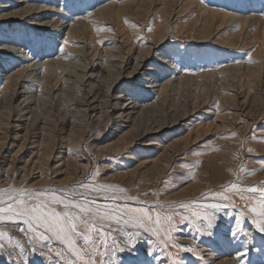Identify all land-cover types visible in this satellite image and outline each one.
Wrapping results in <instances>:
<instances>
[{
    "label": "rangeland",
    "instance_id": "obj_1",
    "mask_svg": "<svg viewBox=\"0 0 264 264\" xmlns=\"http://www.w3.org/2000/svg\"><path fill=\"white\" fill-rule=\"evenodd\" d=\"M10 1L0 9V18L8 12L15 17L0 21V62L14 60L7 67L0 63V199L5 201L0 206H6L10 193L25 199L20 190H34L45 201L63 199L53 205L58 212L67 210L68 200L87 204L97 229L89 233L94 243L74 237L77 247L86 249L84 260L76 264H264V232L257 226L264 225V0H149L141 2V9L124 4L131 0ZM26 5L45 11L25 16ZM101 8L103 13H97ZM224 13L234 16L232 23L224 22ZM244 18L251 19L243 26ZM4 38L13 47L1 43ZM155 43L158 50L147 53ZM111 51L116 55L106 58ZM137 61L139 67L128 76ZM48 62H57L62 82L49 99L46 89L55 79L50 73L47 81L42 76ZM27 64L36 67L32 74L37 77H29L37 84L25 89L34 96L30 109L35 108L18 115L26 103L18 106L24 94L9 98L13 87L7 85ZM104 64H112L114 76ZM236 66L239 73L233 70ZM115 76L117 83L104 97ZM93 83L100 89L96 101L93 91L85 96ZM40 93L43 98L37 99ZM84 97L95 108L77 101ZM116 97L124 102L122 109L128 103L138 107L129 122L118 117L122 110ZM75 100L78 106L70 102ZM141 107L143 117L134 133L140 135L115 149ZM79 109L86 112L72 114ZM21 228L26 225L18 218L0 222V264L76 260L67 243L35 238Z\"/></svg>",
    "mask_w": 264,
    "mask_h": 264
},
{
    "label": "bare ground",
    "instance_id": "obj_2",
    "mask_svg": "<svg viewBox=\"0 0 264 264\" xmlns=\"http://www.w3.org/2000/svg\"><path fill=\"white\" fill-rule=\"evenodd\" d=\"M149 0H131V1H129V2H127V3H124V4H126V5H130L131 6V4H137L136 5V7H138L139 9H141L140 8V6H141V2L143 3V2H148ZM152 1V0H151ZM172 1H174V0H171L170 2L172 3ZM180 0H177V2H179ZM11 1L10 0H6L4 3H10ZM16 0H14V1H12V4H15L16 5ZM157 2H158V0H157ZM166 2V1H165ZM170 2H169V4H170ZM175 2V1H174ZM4 3H2V4H0V9L2 10V8H5V7H7L8 5H5ZM145 3V4H146ZM155 3V2H154ZM180 3V2H179ZM184 3V2H183ZM189 3V2H188ZM152 4H153V2H152ZM160 4V3H159ZM161 4H163V3H161ZM165 4V3H164ZM193 4V3H192ZM192 4H191V8H192ZM233 4V3H232ZM121 5L123 6V4H119V5H117L119 8H121ZM125 5V6H126ZM171 5V4H170ZM182 5V4H181ZM184 5V4H183ZM196 5V4H195ZM200 5V4H199ZM204 5V4H203ZM116 6V7H117ZM134 6V5H133ZM149 6V5H148ZM156 6V5H155ZM159 6V5H158ZM167 5H165V7H166ZM188 6V5H187ZM112 7V6H111ZM135 7V6H134ZM144 7V6H143ZM142 7V8H143ZM171 7V6H170ZM196 7V6H195ZM25 8V10H27V9H29V10H27V11H24V13H23V15H25V16H27V15H30V14H36V13H38V12H40V11H45V7L44 8H39V7H32V6H28V5H26V7H24ZM123 8V7H122ZM121 8V9H122ZM126 8H128V7H126ZM157 8V7H156ZM162 8V7H161ZM167 8H169V7H167ZM201 7H199V9H200ZM231 8V7H230ZM107 9H111L110 8V6H108L107 7ZM113 9V8H112ZM112 9H111V11H112ZM136 9V8H135ZM144 9V8H143ZM146 9V8H145ZM148 9V8H147ZM153 9H155V8H153ZM152 9V10H153ZM163 9V8H162ZM198 9V10H199ZM210 9V8H209ZM233 9V8H232ZM103 10H105V8L104 9H100V10H98L97 11V13H103ZM116 10V9H115ZM128 10V9H127ZM158 10V9H157ZM183 10V9H182ZM205 10L206 9H200V11L201 12H205ZM61 11V10H60ZM137 11V10H136ZM160 11V10H159ZM158 11V12H159ZM187 11V10H186ZM210 11V10H209ZM19 12V11H18ZM18 12H15V13H13L14 15H17V13ZM59 12V11H58ZM121 12V11H120ZM125 12H129V11H125ZM124 11H123V14L125 13ZM134 12V11H133ZM149 12V11H148ZM160 12H162V10L160 11ZM159 12V13H160ZM199 12V11H198ZM96 13V14H97ZM108 13H109V11H108ZM115 13V12H114ZM137 13H140V12H137ZM165 13V12H164ZM163 13V14H164ZM170 13V12H169ZM177 13V12H176ZM183 13H185V12H183ZM212 14L211 15H213V12H211ZM106 14V13H105ZM127 14V13H126ZM125 14V15H126ZM129 14H131V13H129ZM134 14V13H133ZM143 14H145L144 12H143ZM143 14H141V15H143ZM174 14V13H173ZM206 14H208V13H206ZM215 14V13H214ZM2 15H6V16H3V17H1L0 18V21H5V20H7L8 22H11V19H14L15 17H13V16H11L10 15V12H8V13H4V14H2ZM1 15V16H2ZM115 15V14H114ZM113 15V16H114ZM147 15V14H146ZM165 15H166V13H165ZM170 14H168V16H169ZM208 15H210V12H209V14ZM208 15H207V17H208ZM210 15V16H211ZM217 15V14H216ZM58 16V15H57ZM56 15H55V17H57ZM104 16V15H103ZM126 16H128V15H126ZM135 16V15H134ZM139 16V15H138ZM143 16H145V15H143ZM172 16V15H171ZM170 16V17H171ZM203 16V15H202ZM214 16V15H213ZM219 16V15H218ZM221 16V15H220ZM219 16V17H220ZM223 17H222V19H224V22L225 21H227V23H229L230 21H231V23H232V21H233V19H234V16L232 15V16H229V15H227V14H223L222 15ZM261 16V15H260ZM60 17V16H59ZM59 17H58V19H59ZM98 17V16H97ZM106 17V16H105ZM112 17V16H111ZM115 17V16H114ZM119 17V16H118ZM122 17V16H121ZM136 17V16H135ZM147 17V16H146ZM204 17H205V15H204ZM212 17V16H211ZM52 18H54V17H52ZM137 18V17H136ZM135 18V19H136ZM141 18V17H140ZM197 18V17H196ZM203 18V17H202ZM210 18V17H209ZM254 18H256V17H254ZM51 19V18H50ZM55 19V18H54ZM142 19H143V17H142ZM205 19V18H204ZM207 19V18H206ZM220 19V18H219ZM251 18H244L243 19V26L244 25H246V24H248L249 22L247 21V20H250ZM140 20V19H139ZM169 20V19H168ZM167 20V21H168ZM201 20V19H200ZM209 20V19H208ZM260 19L259 18H256V22L257 21H259ZM52 21V20H51ZM50 21V22H51ZM62 21V20H61ZM148 21V20H147ZM248 23H247V22ZM263 21V20H262ZM59 22V21H58ZM95 22V21H94ZM203 22V21H202ZM216 22V21H215ZM261 22V21H260ZM48 23V22H47ZM96 23V22H95ZM102 23V22H101ZM201 23V22H200ZM212 23V22H211ZM210 23V24H211ZM261 24V23H260ZM262 24H264V21H263V23ZM93 25V24H92ZM201 25V24H200ZM204 25V24H203ZM208 25V24H207ZM220 25H222V24H220ZM51 26V25H50ZM54 26V25H53ZM161 26V25H160ZM228 26V25H227ZM259 26H261V25H259ZM164 27H166V25L164 26ZM203 27V26H202ZM216 27V26H215ZM158 28H160V27H158ZM169 28V27H168ZM193 28H194V26H193ZM52 29V28H51ZM53 29H55V28H53ZM162 29H164V28H162ZM218 29V28H217ZM81 30H83V29H81ZM87 30V29H86ZM165 31H167V29H164ZM183 30V29H182ZM259 30V29H258ZM52 31V30H51ZM73 27H71L70 28V31H69V33H68V37L67 38H69L72 34H73ZM77 31V30H76ZM159 31H160V29H159ZM164 31V32H165ZM215 31V30H214ZM79 32H80V30H79ZM85 32V31H84ZM130 32V31H129ZM128 32V33H129ZM143 32V31H142ZM162 32V31H161ZM246 32V31H245ZM260 32H261V45L264 47V25L260 28ZM82 33V32H81ZM120 33V32H119ZM158 33V32H157ZM83 34V33H82ZM93 34V33H92ZM130 34H131V32H130ZM156 34V33H155ZM160 34V33H159ZM158 34V35H159ZM164 34V33H163ZM162 34V35H163ZM250 34V33H249ZM80 35V34H79ZM104 35V34H103ZM120 35V34H119ZM152 35V34H151ZM157 35V34H156ZM161 35V36H162ZM246 35V34H245ZM8 37V40L10 41L9 43H13V41H12V39H11V36H10V34H8L7 35ZM15 36V35H14ZM132 36V35H131ZM154 36V35H153ZM164 36V35H163ZM209 36V35H208ZM151 37V36H150ZM157 37V36H156ZM6 38V39H7ZM17 38V41H18V37H16ZM15 38V39H16ZM122 38H123V36H122ZM159 37H157V39H158ZM259 38V37H258ZM153 39V38H152ZM157 39H154V41L155 40H157ZM3 40V39H2ZM16 41V40H15ZM158 41V40H157ZM124 42V41H123ZM125 42H126V40H125ZM124 42V43H125ZM1 43H7V47H11V46H9V44H8V42L5 40V38H4V41H2ZM17 43V42H16ZM32 43V42H31ZM130 44H131V42H130ZM159 43H155V46H153V47H150V49H148L147 50V53H149V51L151 52V50L153 51V53H155L158 49L157 48H159V45H158ZM2 45V44H1ZM123 45V44H122ZM15 46V45H14ZM121 46V45H120ZM127 46H129V45H127ZM258 46V45H257ZM2 47V46H1ZM13 47V46H12ZM92 47V46H91ZM95 47V46H94ZM125 48V47H124ZM6 49V48H5ZM16 49H17V47H16ZM93 50L95 49V48H92ZM114 49V48H113ZM117 49H119V47L117 48ZM121 49H122V47H121ZM260 49V48H259ZM6 50H8V49H6ZM12 50H14V49H12ZM82 50H84V49H82ZM109 50H111V49H109ZM264 50V49H263ZM9 51H11V50H9ZM15 51V50H14ZM98 50H96V52H97ZM141 51H142V49H141ZM140 51V52H141ZM143 51H146V50H143ZM258 51H260V50H258ZM257 51V52H258ZM4 52V51H3ZM8 52V51H7ZM6 52V53H7ZM82 52V51H81ZM84 52V51H83ZM118 52V51H117ZM128 54L131 52L130 50H127L126 51ZM125 52V53H126ZM138 52V51H137ZM20 53V52H19ZM22 53V52H21ZM89 53V52H88ZM94 53V52H93ZM98 53V52H97ZM121 53V52H120ZM124 53V52H123ZM132 53V52H131ZM258 53H260V52H258ZM264 53V52H263ZM9 54V53H8ZM8 54H6L7 55V57H11V56H9ZM108 54V53H107ZM118 54V53H117ZM14 55V54H13ZM116 54L114 53V54H112V51H111V53H109L108 55H106V58H113V56H115ZM118 55H120V54H118ZM130 55V54H129ZM136 56H137V54H135ZM140 54H138V56H139ZM261 55V54H260ZM137 56V57H138ZM142 56H143V53H142ZM142 56H140V58L142 59ZM145 56V55H144ZM13 57V56H12ZM119 57V56H118ZM125 57H127V56H125ZM130 57V56H129ZM29 58V57H28ZM87 58V57H86ZM148 58V57H147ZM16 59V58H15ZM22 59V58H21ZM110 59H108V60H110ZM140 59V60H141ZM2 60V59H1ZM23 60H27V59H23ZM58 60V59H57ZM108 60H106V61H108ZM115 60V59H114ZM119 60V59H118ZM122 60H123V58H122ZM3 63L2 62H0V63H2V65H5L6 67L7 66H9L11 63H13L14 62V60L12 59H9L8 58V60H4L3 59ZM113 61V60H112ZM58 62V61H57ZM57 62L56 63H54V62H48V63H45L44 64V69L42 70V76H45V78H46V81H47V79L49 78V75L51 74V79H55L54 80V82L50 85V87H48L49 88V90H47L46 89V93H47V96H48V99L49 98H55V95L56 94H54V92L56 91V90H59V86L61 85V83L62 82H59V76L61 75V73H60V75L58 76V68H56V66H55V64H57ZM122 62V61H121ZM120 62V63H121ZM158 62V61H157ZM163 62V61H162ZM9 63V64H8ZM80 63V62H79ZM106 63H108V62H106ZM123 63V62H122ZM21 64V63H20ZM35 64V63H34ZM58 64H60L61 65V62H58ZM64 64V63H63ZM78 64V63H77ZM82 64V63H81ZM116 64V63H115ZM114 63H113V66H116ZM13 65V64H12ZM15 65V64H14ZM13 65V66H14ZM24 65V64H23ZM68 65V64H67ZM70 65V64H69ZM73 65V64H72ZM79 65V64H78ZM84 65V64H83ZM112 65V64H111ZM111 65H110V67H111ZM246 65V64H245ZM62 66H64V65H62ZM75 66V65H74ZM104 66L106 67H104L105 69H109L110 70V72H113V71H111V68L109 67V66H106L105 64H104ZM117 66L119 67V65L117 64ZM233 66V65H232ZM259 66H260V64H259ZM58 67H59V65H58ZM70 67H72V66H70ZM79 67V66H78ZM87 67V66H86ZM139 67V62L137 61V63H136V65H135V67L133 68V70H132V72H130V73H128V76H133L132 75V73H134L133 71H135L137 68ZM238 67V68H237ZM256 67V66H255ZM258 67V66H257ZM36 67H30L28 64L25 66V68L24 69H21V70H19V71H17V72H15L13 75H11L12 77L10 78V81H9V83H8V85H7V87H13L12 88V93H11V95H10V93H9V98H11V99H13L14 98V96L18 93H20V94H24V95H22V101H21V103H20V105H18V106H21L24 102H26V103H24V106L21 108V109H18V111H19V113H18V115L19 114H21L22 112H26V109H29V110H31L32 111V109L34 110V108H32V109H30V102L31 101H34V96L33 95H31V93L30 92H26L25 93V89H27V88H31V89H29V90H32L34 87H35V85L37 84V83H34V82H32L33 80H32V78H36L37 77V74H32V72L33 71H35L36 69H35ZM63 68H66V67H63ZM115 68V67H114ZM226 68V67H225ZM233 68V67H232ZM242 68H244V67H242ZM253 68H254V66H253ZM38 69V68H37ZM80 69V68H79ZM119 69H121V65H120V67H119ZM221 69V68H220ZM238 69H240L239 68V66H236V67H234L233 68V70L234 71H236V72H240V71H238ZM252 68L250 67V66H247L246 67V70H248V71H250ZM14 70H16V69H14ZM66 70V69H65ZM80 70H83V69H80ZM103 70V69H102ZM113 70V69H112ZM122 70V69H121ZM224 70H226V69H224ZM253 70V69H252ZM9 71H11V70H8V72ZM77 71H79V70H77ZM84 71V70H83ZM86 71V70H85ZM106 71V70H105ZM120 70H118V71H115V72H117V74H118V72H119ZM221 71H223V68L221 69ZM7 72V73H8ZM207 72V71H206ZM228 72V71H227ZM243 72V71H242ZM245 72V71H244ZM256 72V71H255ZM258 72V71H257ZM34 73V72H33ZM41 73V72H40ZM50 73V74H49ZM79 73H81L80 71H79ZM108 73V72H107ZM120 73V72H119ZM237 73V74H238ZM249 73V72H248ZM65 74V73H64ZM76 74H78V72L76 73ZM75 74V75H76ZM83 74V73H82ZM112 74V76H114V72L113 73H111ZM228 74V73H227ZM241 74V73H240ZM247 74V73H246ZM250 74H251V71H250ZM255 74V73H254ZM30 75H32V78H30L29 76ZM70 75V74H69ZM73 75V74H72ZM71 75V76H72ZM75 75H73L74 77H75ZM104 75V74H103ZM116 75V74H115ZM211 75V74H210ZM232 75H234V74H232ZM239 75V74H238ZM249 75V74H248ZM81 76V75H80ZM82 76H84V74L82 75ZM98 76H99V73H98ZM118 76V75H117ZM117 76H115L116 78H114L112 81L110 80V85H109V83H108V85H109V87H107L108 89H107V91L105 92L106 94H104L103 96L104 97H107V96H109V95H107V93L109 92V90L113 87V85L114 84H116L117 83V79H118V77H120V75L117 77ZM221 76V75H220ZM244 76V75H243ZM68 77V76H67ZM76 77H77V75H76ZM75 77V78H76ZM79 77V76H78ZM206 77V76H205ZM232 77H234V76H232ZM241 77V76H240ZM248 77V76H247ZM39 78V77H38ZM100 78V77H99ZM105 78V77H104ZM129 79L130 78H132V77H128ZM174 78V77H173ZM199 78V77H198ZM235 78H236V76H235ZM239 77H237V79H238ZM248 78H250V77H248ZM65 79V78H64ZM80 79V78H79ZM201 79V78H200ZM218 79V78H217ZM40 80V79H39ZM71 80V79H70ZM84 80V79H83ZM82 80V81H83ZM104 80V79H103ZM144 80H146V79H144ZM223 80V79H222ZM38 81V80H37ZM42 81V80H41ZM66 81V80H65ZM65 81H63V82H65ZM68 82H69V79L67 80ZM72 81V80H71ZM80 81V80H79ZM109 81V80H108ZM224 81H226V80H224ZM238 81V80H237ZM58 82H59V84H58ZM68 82H65V83H67L68 84ZM184 82V81H183ZM186 82V81H185ZM215 82V81H214ZM227 82H230L229 80L227 81ZM46 82H44V84H45ZM49 83V82H48ZM71 83V82H70ZM73 83V82H72ZM77 83H80V82H77ZM107 83V82H106ZM231 83V82H230ZM233 83V82H232ZM41 84V83H40ZM74 84H76V83H74ZM201 84V83H200ZM46 85V84H45ZM95 84L93 83V84H91L90 86H89V89L86 91V94H85V96L86 95H88V94H90V93H92V91H93V94H92V100H94V101H96V100H98L97 98H99V96H100V89H98V88H96V86H94ZM174 85V84H173ZM232 85V84H231ZM75 86V85H74ZM153 86H154V84H153ZM63 87V86H62ZM69 87V85L67 86V88ZM76 87H79V86H76ZM94 87H95V89L96 90H94ZM155 87V86H154ZM229 87V86H228ZM16 88H18V89H20V91L19 92H17V90H15ZM58 88V89H57ZM70 88V87H69ZM161 91H164V88H166V85L164 84V85H162L161 87ZM197 88V87H196ZM36 89V88H35ZM60 89H62V88H60ZM64 89V88H63ZM66 89V88H65ZM127 88H125L124 90H126ZM167 89H168V87H167ZM9 91V90H8ZM34 91V90H33ZM32 91V92H33ZM63 91V90H62ZM61 91V92H62ZM64 91H66V90H64ZM64 91L62 92L63 94H64ZM72 90H69L68 89V92L70 93ZM73 91H74V89H73ZM76 91V90H75ZM167 91V90H166ZM57 92V91H56ZM60 92V93H61ZM68 93V94H69ZM71 93H74V92H71ZM66 94V93H65ZM40 96L39 97H37V99H40V98H43V96H41V93L39 94ZM52 95V96H51ZM60 94H58L57 96H59ZM71 95V94H70ZM102 95V94H101ZM63 96V95H62ZM68 96V95H67ZM67 96L65 95L64 97H66L67 98ZM123 95H119V97L121 98ZM74 97V96H73ZM119 97H116V98H118V101L117 102H115V104H116V106H121L120 107V109L119 110H122V111H120L119 113L120 114H118V117L121 119V118H125V122H129L130 121V115H131V113L133 114V112H134V110H137V108L138 107H136V106H134V105H132V106H130V107H128L129 106V103L126 105V107H124L123 109H122V106L124 105V102L122 101V102H119ZM7 98H8V96H7ZM6 98V99H7ZM44 98H46V96L44 97ZM63 98V97H62ZM4 99V98H3ZM11 99H9V100H11ZM56 99H57V97H56ZM61 99V98H60ZM59 99V100H60ZM65 99V98H64ZM74 99V98H73ZM72 99V100H73ZM85 99V97L82 99H80V100H78L77 99V101H79V103L83 106V105H85V104H88L89 106H91L93 103L92 102H94V101H87V100H84ZM88 99V98H87ZM8 100V99H7ZM46 100H47V98H46ZM58 100V99H57ZM104 100V99H103ZM161 100V99H160ZM52 101H54V99H52ZM62 101V100H61ZM60 101V102H61ZM77 101L75 100V101H70L71 103H74L75 102V104L77 103ZM132 101V100H131ZM4 102V101H3ZM105 102V101H104ZM103 102V103H104ZM6 103H7V101H6ZM43 103H45V102H43ZM42 103V104H43ZM50 103H51V99H50ZM92 103V104H91ZM102 103V104H103ZM33 104V103H32ZM37 104V103H36ZM48 104V103H47ZM130 104H131V102H130ZM0 105H1V100H0ZM6 105V104H5ZM77 105V104H76ZM2 106H4V104H2ZM2 106H1V108H2ZM44 106V105H43ZM78 106V105H77ZM93 106V105H92ZM152 106V105H151ZM127 107L128 108H130L129 110H126L127 109ZM153 107V106H152ZM16 108V107H15ZM20 108V107H19ZM37 108V107H36ZM39 109H40V107H38ZM75 108V107H74ZM91 108V107H90ZM93 108H95L94 106L92 107V109ZM144 107H141V108H139L138 109V113H137V116L135 117L134 116V125H133V127H131V129L129 130V131H127L124 135H122L121 137H120V139L118 140V142H115L114 144H115V149H117V148H119L120 146V144L121 143H123V142H126V140H127V138H134V137H138L140 134H134L135 133V131L137 130V126H138V122H140V119H142V115H143V109ZM8 109V108H7ZM151 109V108H150ZM263 109V108H262ZM29 110H27V112L28 113H30V114H33V113H31V111H29ZM38 110V109H37ZM149 110V109H148ZM1 111V110H0ZM3 111V110H2ZM70 110H68V111H66L65 113H67V112H69ZM73 111H75V110H72L71 112H73ZM81 111H83L84 113L86 112V109H79V110H76L75 111V113H72L73 115L75 114H77V112H81ZM126 111H128V112H126ZM147 111V110H146ZM150 111H154V110H150ZM37 112V111H36ZM5 113V112H4ZM8 113V112H7ZM38 113V112H37ZM37 113H34L35 115L37 114ZM106 113V112H105ZM146 113H148V112H146ZM146 113H144V114H146ZM155 113H157V111L155 112ZM154 112H153V114H155ZM82 114V113H81ZM142 114V115H141ZM3 115V114H2ZM43 115V114H42ZM73 115H72V117H73ZM84 115V114H83ZM140 115H141V118H140ZM151 116H152V114H150ZM7 116V115H6ZM23 116V115H22ZM33 116V115H32ZM37 116V115H36ZM147 116V115H146ZM145 116V117H146ZM38 117V116H37ZM147 117H149V116H147ZM33 118H35V117H33ZM152 119V118H151ZM18 120V119H17ZM34 120V119H33ZM148 120L150 121V119L148 118ZM35 121V120H34ZM143 121H144V118H143ZM144 122H147V121H144ZM139 124H141V123H139ZM141 125H143V124H141ZM19 126V125H18ZM122 126V125H121ZM145 126V125H144ZM159 128V127H158ZM149 132V131H148ZM25 138V137H24ZM25 140V139H24ZM44 144V143H43ZM45 145V144H44ZM46 164V163H45ZM10 166V165H9ZM47 169V168H46ZM9 170V169H8ZM26 170V169H25ZM6 171V170H5ZM4 171V172H5ZM10 173V172H9ZM27 175H28V173H27ZM9 196V195H8ZM16 228V227H15ZM14 231V230H13ZM234 255V254H233ZM244 262V261H243Z\"/></svg>",
    "mask_w": 264,
    "mask_h": 264
},
{
    "label": "snow or ice",
    "instance_id": "obj_3",
    "mask_svg": "<svg viewBox=\"0 0 264 264\" xmlns=\"http://www.w3.org/2000/svg\"><path fill=\"white\" fill-rule=\"evenodd\" d=\"M81 187H86V185L81 184ZM249 190L255 191L254 188ZM33 191L20 190V195L26 197L25 199H16L14 194L10 193L6 206H0V222H15L18 218L26 225V228L20 229L21 231L26 234L31 232L35 238L49 240L54 237L58 241L67 243L76 257V260L72 261V264H76L77 261H83L86 249L83 247L78 248V241L74 237H81L86 245L94 243L92 236L89 234L92 230L97 229L92 209L87 204L82 205L76 203L74 200H68L64 204V208L67 210L58 212L53 205L64 203L63 199H57L53 196L51 201H45L42 197L33 195ZM121 191L124 190L121 189ZM2 192L3 190H0V193ZM3 204H5V201L0 199V205ZM212 207L218 208L217 205H212ZM74 209H79V212L73 211ZM107 218L115 219L117 224L121 222L117 218V215H109ZM101 219H104V217H101ZM148 219L151 220V217L149 216ZM123 222L125 224L129 223L128 220H124ZM133 226L142 227L143 225L134 224ZM257 226L260 228V231L264 232V225L258 224ZM45 232L51 233V236L45 235ZM3 236L4 233L0 232V237ZM100 240L102 244H106V240L102 235L100 236ZM2 247L3 245L0 244V248Z\"/></svg>",
    "mask_w": 264,
    "mask_h": 264
}]
</instances>
